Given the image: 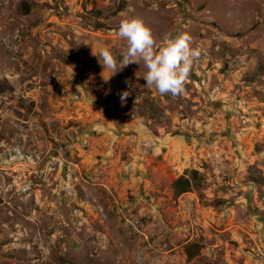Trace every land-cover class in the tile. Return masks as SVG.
I'll return each mask as SVG.
<instances>
[{"label":"rangeland","instance_id":"374dc122","mask_svg":"<svg viewBox=\"0 0 264 264\" xmlns=\"http://www.w3.org/2000/svg\"><path fill=\"white\" fill-rule=\"evenodd\" d=\"M132 18L190 35L183 94ZM0 264H264V0H0Z\"/></svg>","mask_w":264,"mask_h":264},{"label":"clouds","instance_id":"9594fccd","mask_svg":"<svg viewBox=\"0 0 264 264\" xmlns=\"http://www.w3.org/2000/svg\"><path fill=\"white\" fill-rule=\"evenodd\" d=\"M117 31L127 44L120 66L125 68L142 61L146 69L143 77L145 87L154 88L161 95L183 94L193 64L201 55L198 48H192L190 35L183 33L175 38L165 37L164 46L157 48L151 29L140 19L122 20ZM93 55L99 58L105 70L115 71L117 68V60L108 47L102 48L99 53L93 48ZM127 96L125 92L121 99Z\"/></svg>","mask_w":264,"mask_h":264},{"label":"trees","instance_id":"16d2710c","mask_svg":"<svg viewBox=\"0 0 264 264\" xmlns=\"http://www.w3.org/2000/svg\"><path fill=\"white\" fill-rule=\"evenodd\" d=\"M124 7H122L119 11H116V14L121 12ZM22 12L24 14H28L30 9H23ZM99 28H104L103 25H99ZM193 183L190 178L182 176L175 183V192L178 196H181L184 193L189 192L192 189Z\"/></svg>","mask_w":264,"mask_h":264}]
</instances>
